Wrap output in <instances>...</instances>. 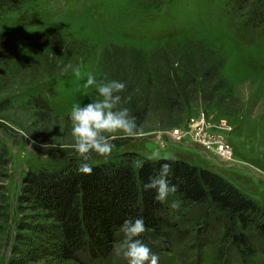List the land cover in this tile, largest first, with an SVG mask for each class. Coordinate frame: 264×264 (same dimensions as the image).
<instances>
[{
	"label": "rangeland",
	"instance_id": "374dc122",
	"mask_svg": "<svg viewBox=\"0 0 264 264\" xmlns=\"http://www.w3.org/2000/svg\"><path fill=\"white\" fill-rule=\"evenodd\" d=\"M6 1L0 12V146L8 149L9 162L0 184L6 187L10 219L0 218V264H10L13 220L20 215L16 197L24 172L57 166L70 156L83 160L72 147L69 116L74 104L84 106L98 98L95 86L86 89L84 85L89 74L101 81V49L109 42L133 45L146 56L152 48L187 49L199 43L221 52L222 74L238 98L233 107L242 106L236 112H225L207 106L199 95L179 127L187 133L180 141L163 136V143L164 129L158 127L140 131L138 138L118 134L121 138L111 141L114 147L109 156L92 152L89 159H115L131 150L141 156L153 151H159L160 157L187 154L193 162L231 181L264 211V20L253 18L254 11H264V0ZM77 39L82 42L79 57L74 54L54 75L26 62L43 45L56 50L65 43L72 46ZM69 64L80 66L81 77L71 68L65 70ZM37 95L50 106L42 122L37 108L27 102ZM198 116L202 121L193 123L192 118ZM144 125L156 123L149 119ZM53 143L64 147L53 148ZM205 143L211 151L204 150ZM220 143L230 145L228 159L214 156V151L220 154ZM174 200L180 201L179 209L170 207ZM165 207L186 232L169 249L153 250L158 264H264L261 241L256 242L255 253L244 254L233 243L239 226L214 208L204 214L206 204L186 202L176 194H169ZM120 247L117 242L103 261L88 260L80 252L76 258L41 257L23 264H128L117 252Z\"/></svg>",
	"mask_w": 264,
	"mask_h": 264
},
{
	"label": "trees",
	"instance_id": "16d2710c",
	"mask_svg": "<svg viewBox=\"0 0 264 264\" xmlns=\"http://www.w3.org/2000/svg\"><path fill=\"white\" fill-rule=\"evenodd\" d=\"M253 18L263 21L264 11H254ZM79 40L74 41L78 44L65 43L56 50L43 45L26 62L42 67L44 74L54 75L74 54L79 57L78 45L82 43ZM199 44L187 49L152 48L148 56L133 45L116 42L103 45L100 79L126 82L127 89L120 95L130 96L131 100L123 106L136 117L140 131L181 125L199 95L207 106L225 112L241 108L240 104L233 107L238 98L232 95L222 74L224 55ZM39 96L29 97L27 102L37 108L35 113L42 122L50 106ZM149 119L156 125H144ZM7 156L6 146H0V175L8 166ZM148 157L131 150L105 161L70 156L51 168H28L18 187L15 207L20 215L13 220L15 232L9 245V263L23 264L41 257L76 258L80 252L88 260L103 261L117 242L122 244L123 222L137 218H142L146 226L138 238L152 252L169 249L171 243L181 240L186 229L168 215L165 201L154 199V190L144 189L150 177L159 175L164 162L171 165L170 184L178 186L174 194L186 202L206 204L204 214L214 208L230 218L240 228L233 233V243L240 245L244 254L255 253L257 241H261L264 249V211L231 181L193 162L187 154L160 157L159 161ZM83 163L92 167L90 175L78 171ZM5 189L0 184V218L4 221L10 219Z\"/></svg>",
	"mask_w": 264,
	"mask_h": 264
},
{
	"label": "clouds",
	"instance_id": "9594fccd",
	"mask_svg": "<svg viewBox=\"0 0 264 264\" xmlns=\"http://www.w3.org/2000/svg\"><path fill=\"white\" fill-rule=\"evenodd\" d=\"M67 68H71L77 78L81 77L79 65L69 64L65 70ZM89 86H95L98 98L84 106L74 104L69 116L72 125L71 136L74 141L72 147L85 161L90 158L92 152L104 157L109 156L114 147L111 141L121 138L118 134L128 138H138L140 135L136 117L131 114L128 107L123 106L130 102L131 97L120 95L127 89L126 82L117 80L98 82L96 77L89 74L84 87L87 89ZM52 147L63 149L64 145L53 143ZM148 159L159 161L160 152L153 151ZM78 171L90 175L93 169L89 164L83 163ZM171 171L170 163H161L159 175L150 177L144 185L146 191H155L154 199L157 202L166 201L169 194H174L178 190V186L170 184L168 180ZM170 207L179 209L180 201L174 200ZM145 231L146 226L142 218L125 220L120 226L123 242L117 252L122 254L128 264H158V256L138 238Z\"/></svg>",
	"mask_w": 264,
	"mask_h": 264
},
{
	"label": "built area",
	"instance_id": "2783aa9c",
	"mask_svg": "<svg viewBox=\"0 0 264 264\" xmlns=\"http://www.w3.org/2000/svg\"><path fill=\"white\" fill-rule=\"evenodd\" d=\"M192 120L194 121L193 123H197V122H201L202 121V118L201 117H193ZM181 127V125H176V126H172L170 127L169 129H164L161 133V141L164 143V140H163V136L167 137L168 139L170 140H173V141H180L187 133H185L183 130H181L182 128H179ZM199 130V127L198 129L196 130V134H198ZM195 132V131H194ZM206 144V148H204V150L206 151H211V147L208 143H205ZM220 154H217L215 151L213 152L214 153V156H219L221 157L222 159H228V153L231 152V147L230 145L226 144V143H220Z\"/></svg>",
	"mask_w": 264,
	"mask_h": 264
}]
</instances>
